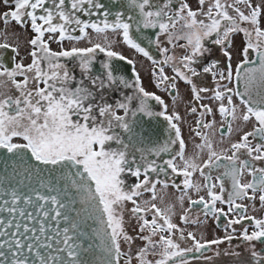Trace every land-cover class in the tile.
<instances>
[{"label":"snow or ice","instance_id":"snow-or-ice-1","mask_svg":"<svg viewBox=\"0 0 264 264\" xmlns=\"http://www.w3.org/2000/svg\"><path fill=\"white\" fill-rule=\"evenodd\" d=\"M9 10L0 13V22L8 24L9 21L28 26L34 32V38L29 43L32 46L30 56L31 63L25 65L17 62L9 68L0 61V149L12 153L20 162H24L26 156L34 159L39 164L52 166L47 171L49 179L47 183L40 182V186L47 188L49 193L43 194L35 189L31 193L21 192L6 182V178L0 179V213L6 212L8 218H0V264H90L85 259L90 249H85L77 243L78 224L70 219L66 211L68 207L61 198L62 189L56 188L60 180H68L70 187L77 188L86 193L85 200L95 201L102 206L99 211L106 215V229L96 235L101 237L105 259L102 264H120L125 255L121 250V240L129 245L133 237L128 235L124 228L125 203L131 202L133 207L129 210L140 224V232L148 231V235L139 238L146 245L138 250V264H190L188 254L200 253L212 245H219L234 238L228 234L222 239L205 241L197 239L196 235L188 232L185 236L183 230L172 220V207L161 209L155 203L145 201L141 206L137 197L142 192L153 193L152 200H156V185L158 183L167 187V181H161L150 173H164L171 169L184 177L183 194L179 197L181 205L185 198L189 201V208L184 210L181 219L185 223L190 221L188 212L192 208L200 206L204 216H213L219 220L221 216L228 217L236 213V218L228 219L225 231L232 229L233 225L241 224L244 220L254 221L251 232L247 227L242 229V239L250 244L254 241L264 243V218L248 216L247 206L237 203L238 200L255 199V193L259 192V201L264 207V168L256 169L250 161H264V27L261 19L264 17V2L254 3L253 0H233L231 4L227 0H198L199 8H193L187 0H180L176 8H173V0H161L159 4L153 0H129L130 7L135 11L134 16H125V13L117 11L113 22H109V11L101 10L105 5L99 0H0ZM206 3L208 6L205 8ZM243 6V7H241ZM230 11L235 15L230 14ZM77 13L86 16L101 15L100 23L86 21ZM199 16L205 19H198ZM60 21L55 22L54 21ZM183 20L184 27L188 29L179 39L186 40V54L179 58L168 56L169 49L163 47L160 50L165 54L163 61L153 60L144 47H141L130 35V30L135 25L136 30L143 28H158L161 34L168 35V43L177 39L170 28H175V21ZM207 21V22H206ZM246 24L248 26H242ZM75 25V28L69 26ZM79 30L82 35H72ZM88 29L96 33H104L106 30L121 31L124 41L136 51L153 60V64L161 65L172 63L176 76L169 77L164 74V68L159 67L157 87L162 85L165 91L168 88L176 89V78L183 80L190 86L194 101L198 102L205 97L203 93L209 92L208 88L197 87L193 78L202 74H211L216 80L217 87L213 90L214 99L219 101L218 111L225 120H242L244 123L253 122L251 131L244 132L238 141L230 144L225 151L218 152L207 135L196 131L201 136L203 143L197 144L198 153L192 157L185 156V143L182 138L178 123L179 114L168 113V105L155 93L148 92L142 86L137 74L133 83H129L123 77L119 82L125 87L135 86L134 96H125L123 102L108 103L103 96V91L117 83L113 75L110 62L104 63L106 70L103 76H88V82L79 80L78 86H70L76 81L67 64L61 63V58H79V66L82 74L91 73L94 53L99 50L106 53L107 57L126 59L116 51L107 49L97 43L92 47H72L67 50L53 51L49 41L56 40L63 43L64 40H80L89 36ZM243 33L245 44L239 51L241 61L232 67L234 56L233 36ZM48 34V39H45ZM58 34V40H57ZM206 42L218 46L224 58V66L220 60H212L202 63L206 54H211V49ZM156 43L159 44L157 37ZM175 46V45H174ZM0 49H18L4 42L0 43ZM255 53L259 63L255 67H246L256 64L251 58ZM129 64L133 61L129 60ZM46 65V67H45ZM197 66L200 70L198 71ZM21 77L22 79H17ZM243 79L244 92L227 87L223 81L232 82ZM5 82H11L18 95L13 96L2 91ZM43 85V87H41ZM253 94L258 97L254 100ZM233 95L240 98L243 109L238 115V108L233 102ZM133 99L139 100V107L132 112L144 113L148 117L163 116L174 133V139L169 143L178 144L179 149L173 157L164 161L165 166L157 165L155 161H146L143 154L139 160L135 155L127 151L128 145L120 134L114 131L121 128L131 133L132 128L125 119L129 114V104ZM156 101L163 106V111L154 112L149 101ZM226 101V103H225ZM204 108L200 113L201 119L197 120V127L211 128L213 123H204L203 117L211 114L213 109L208 105H199ZM123 109L124 115H118L117 110ZM192 113L197 112V107L191 108ZM231 123L227 125V133L232 132ZM225 132L221 131V137ZM14 138H20L23 143L14 142ZM252 138V139H250ZM255 141V143L253 142ZM120 145V148L112 147V143ZM207 150V159L197 163L199 154ZM169 151L167 145L155 150ZM226 153H231L226 154ZM241 156H246L242 159ZM179 157L182 165L175 163ZM221 160L229 161L228 165H222ZM223 167L224 172L216 176L219 181L220 192L217 193V183L213 181L211 169ZM75 169V172L72 171ZM205 169L210 171L205 172ZM248 169L254 175L251 183H241L240 177L244 170ZM28 171V169H25ZM39 172L40 169L36 168ZM60 172V176L55 175ZM195 172L204 178V182L194 183L191 179ZM259 173L256 176V173ZM14 174L15 173L14 170ZM130 174L138 182L126 184L124 175ZM143 177V179H140ZM231 179V191L225 198L224 178ZM180 189V185H175ZM206 189L207 199L204 195H198V199H192L187 190L199 194ZM249 189L253 195H249ZM7 197H10L7 198ZM217 202L227 205L224 208L217 207ZM31 209V210H29ZM151 212L152 218L146 219V213ZM61 220L69 226L61 227ZM50 221L52 223H50ZM31 222V224H29ZM110 229V231H108ZM179 231V235L176 233ZM82 235V233H80ZM158 237V239H153ZM191 240L190 247H182L181 242ZM55 245V247H54ZM219 253H217L218 255ZM159 257L149 260L147 257ZM238 255V254H236ZM251 256L256 258V264H264V256L255 250L252 244ZM211 259V257H204ZM125 264H132L129 258Z\"/></svg>","mask_w":264,"mask_h":264},{"label":"flooded vegetation","instance_id":"flooded-vegetation-1","mask_svg":"<svg viewBox=\"0 0 264 264\" xmlns=\"http://www.w3.org/2000/svg\"><path fill=\"white\" fill-rule=\"evenodd\" d=\"M103 1L99 0L100 3L103 4ZM110 1H120V0H110ZM128 1L129 0H121ZM11 2V0H10ZM69 0H66V4H68ZM154 3L159 4L161 0H153ZM180 0H173V8H176ZM223 2V0H222ZM233 0H227V3L231 4ZM254 3H262L264 0H253ZM187 3L193 8V10H197L199 8L198 0H187ZM208 3H211V0H208ZM206 3L205 8L208 6ZM243 7V6H241ZM9 10V6L0 3V13ZM230 14L235 15V13L230 11ZM81 19L86 20L88 17L82 13H77ZM135 15V11L132 9V15ZM198 19H205L203 16H199ZM60 22V21H54ZM207 22V21H206ZM175 28H170V31L175 34L177 39L173 40V43H168V35L161 34L158 28H143L141 27L139 31L136 30L135 25L130 30L131 37L144 47L146 51L152 56L153 60L158 62L163 61L165 59V54L160 50L163 47H167L169 52L168 56H175L177 58L176 64L179 65V58L186 54V49L181 47V45L186 44V40L179 39L185 32L188 31L184 27L183 20L175 21ZM242 26H248L243 24ZM261 26L264 27V17L261 19ZM0 27L5 30L7 27L11 29L9 33L5 35L0 40V43L7 42L13 45L14 48L18 49L17 52H14L12 49H0V61H2L5 66L12 68L15 66L17 62H23L25 65L30 64L32 57L30 56V52L32 51V46L29 41L34 38V32L30 27V22L28 26L22 27L20 24L9 21L8 24H4L0 22ZM70 28H75V25L69 26ZM24 33V36L19 43L15 41V36L20 32ZM19 32V33H18ZM89 36L80 40H64L63 43H59L56 40L49 41L50 48L53 51H61L67 50L72 47L77 48H87L92 47L93 45L99 43L101 46L110 49L112 51L118 52L120 55L124 56L126 59L120 60L118 57L109 58L106 53L100 52L97 50L93 55L95 59L92 64L91 73L82 74V70L79 66V58H61V63L67 64L68 68L71 70L72 74L76 77V81L72 82L70 86L75 87L78 86L79 80H85V83L88 82V76H103L106 70L103 67L104 63L110 62L113 69V75L117 78V83L110 87H107L103 91L104 99L108 103H117L123 102L125 96H134L136 94L135 86L128 88L119 82V78L123 77L129 83H133L136 79L137 74L140 77V81L142 86L146 91L155 93L159 95L165 103L168 105V113L171 114L173 112L179 114L181 117L180 121H173L174 123H178V126L181 129L182 138L185 143V156L192 157L194 154L198 153L199 150L196 148L197 144L203 143L201 136L196 135V131L199 130L202 134L207 135L209 140H211L215 146V149L218 152L222 150H227L230 147V144L239 140L240 136L246 132L251 131L253 128V122L244 123L242 120L231 121L229 117L228 120H225L218 111L219 101L214 99L213 90L217 87L216 80L213 79L211 74H202L201 76L193 78V82L197 85V87L208 88L209 92L203 93L202 95L205 97L204 99L196 102L193 99V95L191 92V88L187 85L183 80L176 78V89L168 88L165 91V87L162 85L161 87H157V76L159 75V67L162 66L164 68V74L169 77L176 76V73L173 71L172 63L168 64H153V60H149L148 57L144 56L142 53L133 49L130 45H128L124 39L121 31H112L111 29L106 30L104 33H96L93 29H88ZM72 35H82V33L77 31L72 32ZM159 38L160 43L157 44L156 40ZM45 39H48V34H46ZM233 46H234V56L232 61V67L235 69L236 65L241 61L242 57L239 55V51L245 44V39L243 33H239L233 36ZM58 40V34H57ZM175 45V46H174ZM206 46L211 49V54H206L202 60V63H209L212 60H220L221 67L224 66V58L222 52L220 51L218 46L212 45L210 42H206ZM27 48V55L21 56L20 48ZM251 58L259 63L255 53H252ZM133 61L132 64H129L128 61ZM250 65V64H249ZM247 65L246 67H249ZM46 67V65H45ZM198 71L200 70L199 66H197ZM17 79H22L21 77H17ZM0 80H5L6 78L0 77ZM240 81V80H239ZM239 81L237 82L235 77L232 82L223 81V84H226L227 87L233 88L234 90L238 89L241 93L244 91L241 89ZM43 87V85H41ZM2 91L6 94H11L13 96L18 95V90L15 89V86L11 82H5L2 86ZM233 102L238 108V115L240 110L243 109V105L240 104V98L236 95H233ZM226 103V101H225ZM149 104L154 112L163 111V106L159 105L156 101L150 100ZM199 105H208L213 109L211 114H206L203 117L204 123H213L211 128H199L197 127V120L201 119L200 113L204 112V108ZM193 106L197 107V112L192 113L191 108ZM139 107V100L133 99L129 104V114L125 117V119L129 122L132 132H125L121 128H115L114 131L121 135L124 139V142L128 145L127 151L130 155H135L139 160L141 154L145 157L146 161H155L157 165L165 166L164 161H167L175 155L178 151V144L169 143L170 139H174V133L170 129L168 122L164 119L163 116H152L148 117L144 113L136 112V115L133 116L132 112L135 111ZM189 107V109H187ZM118 115H124L123 109L117 110ZM231 123L232 132L227 133V125ZM225 132V135L221 137V131ZM252 139V138H250ZM14 142L23 143L20 138H14ZM255 143V141H253ZM167 145L169 151H160L158 154L155 150L163 148ZM112 147L120 148V145L112 143ZM231 154V153H226ZM242 159H246V156H241ZM207 159V150L199 154V158L197 159V163H201ZM175 163L177 165H182L183 161L176 158ZM220 163L222 165H228L229 161L221 160ZM250 163L256 168H264V161H250ZM224 168H213L211 169V173L213 176V181L217 183V188L215 191L217 193L220 192L219 181L215 179L216 176L221 175L224 172ZM210 171L209 169H205V172ZM151 176L157 177L161 181H167L168 186L164 187L162 184L158 183L156 185V200H152L153 193L144 191L142 195L137 197V202L141 204V206H145L144 202L149 201L150 203L157 204L161 209L167 210L169 207H172V212L169 213L172 215V220L175 224L178 225V229L183 230L185 236H187L188 232H192L196 235L197 239L203 238V240H213V239H224L226 235L232 234L234 236L231 242L225 240L224 243L219 245H212L209 249L204 251L203 257L200 253H195V258H193V254H188V259L190 264H256V258L251 256L252 244L255 245V250L259 252L262 256H264V243L259 241H254L251 244L247 241H244L242 237V229L247 227L249 232L253 230L254 221L244 220L241 224L233 225L236 229L235 233H232V229L228 228L227 232L225 231V225L228 219L236 218V213H231L228 217L221 216L219 220L215 219L213 216L209 215L207 217L204 216L201 211V207L197 206L192 208L191 211L188 212V216L190 221H198L196 223H185L181 217L184 214V210L189 208V201L187 197L184 200L183 205L179 203V197L183 194V180L184 177L178 175L176 173H172L171 169L167 170V175L164 173H150ZM259 173H256L258 176ZM124 179L126 184L131 185L135 182H138L137 179L130 174H125ZM140 179H143L141 177ZM194 183H203L204 178L199 174V172H195L191 177ZM241 183H251L254 180V175L250 173L248 169H245L243 174L240 177ZM180 185V189H177L175 185ZM224 187L226 192L224 193L225 198L227 197V192L231 191V179L228 177L224 178ZM188 194L192 197V199H198V195H204L207 199L206 189H202V191L197 194L192 190H187ZM249 195H253L252 190L249 189ZM260 193H255V199H243L238 200L237 203H242L247 206L248 216H254L256 218H264V207L261 206V202L259 201ZM126 204V203H125ZM129 210L133 207L132 203L129 201ZM217 207L224 208L227 211V205L221 204L217 202ZM130 213V212H129ZM145 215L146 219L152 218V213L148 212ZM124 225H132L133 221H137L134 216L128 215V213L124 212ZM136 224V223H135ZM137 226H140L138 223ZM129 228V227H127ZM125 228V230H127ZM136 229V228H133ZM130 229L133 237L136 236L135 231ZM144 235H148V231L145 230ZM176 235H179V231H177ZM153 239H158V237H154ZM192 244L191 240L182 241V247H190ZM146 245V242L144 246ZM143 246V247H144ZM142 246H139L141 248ZM237 248V249H236ZM236 251H233L235 250ZM121 250L125 253V255L121 258L120 264H125V262L131 258L132 264H138L137 260V248L133 249L131 252L126 251L123 248V243L121 240ZM213 252L219 253L217 256L213 258ZM238 254V255H236ZM204 257H211V259H205ZM149 260L158 259L159 257H153L149 255L147 257Z\"/></svg>","mask_w":264,"mask_h":264},{"label":"water","instance_id":"water-1","mask_svg":"<svg viewBox=\"0 0 264 264\" xmlns=\"http://www.w3.org/2000/svg\"><path fill=\"white\" fill-rule=\"evenodd\" d=\"M105 8L101 10L109 11L110 15L108 17L109 22H113L115 18V13L117 11L125 13V16L132 15V8L128 1H103ZM86 21L100 23L103 20L101 15H92L85 18ZM256 64H250L249 67H255ZM241 89L244 91V81L241 79L239 81ZM254 100H258V97L253 94ZM52 166H46L39 164L34 159H30L26 156L24 162H20L12 153H8L5 149H0V179L6 178V182L11 184L12 187L18 188L21 192L31 193L33 189L43 193V194H55L49 193L47 188L41 187L40 182L44 181L47 183L49 179L48 169ZM36 168L40 171L37 172ZM28 169V171H25ZM15 173L18 174H14ZM75 172V169H72ZM60 172H56L57 177L60 176ZM56 188L58 190L62 189L61 198L63 202L68 205V207L62 211H66L69 214L70 219L78 224V239L77 243L83 245L85 249H90L87 253L85 259L90 261V264H102L105 259V253L102 248L101 237L97 236V231L103 233L106 229V224L102 223V220H106V215H102L99 211V206L95 201L85 200L87 194L79 191L77 188L70 187L68 180H60L56 183ZM10 199V197H7ZM31 210V209H29ZM0 218H8L6 212L0 213ZM50 223H52L50 221ZM31 224V222H29ZM61 227L69 226L67 222L61 220ZM110 231V229L108 230ZM82 233V235H80ZM4 238H0V242ZM55 247V245H54Z\"/></svg>","mask_w":264,"mask_h":264},{"label":"rangeland","instance_id":"rangeland-1","mask_svg":"<svg viewBox=\"0 0 264 264\" xmlns=\"http://www.w3.org/2000/svg\"><path fill=\"white\" fill-rule=\"evenodd\" d=\"M10 31H11V29H8L7 27L5 28V30H3V29L0 27V40H1L3 37H5V35H6L7 33H9ZM19 32H20V31H19ZM19 32H18V33H19ZM23 34H24V33L20 32L18 35L15 36V41H17V43L20 44L22 38L24 37V36H22ZM20 54H21V56H26V55H27V48H23V47H21V48H20ZM187 109H189V107H187ZM178 204H180V201H179ZM129 206H130V205H129V202H126L124 212L128 213V215H129L130 218H131L132 215L129 213ZM135 223H136V224H135ZM137 224H138L137 221H133V224H132L131 226H130V225H124V228L129 227V228H127V230H125V231L127 232L128 235H130V236H132V237H133V234H132V232H131L130 229L136 228V229H133V231H135V233H136V236L133 237L134 239H133V242H132L131 245H129L128 243H126V242H124V241L122 240L123 248H124L126 251L131 252V251H132L133 249H135V248H137V251H138V250L140 249L139 246H142V247H143L144 244H145V241L139 238L141 235H144V233H141V232H140V226H137ZM142 247H141V248H142ZM236 249H237V248H236ZM236 249L233 250V251H236ZM215 256H217V253L213 252V258H214ZM132 263H133V262H132ZM203 264H204V263H203Z\"/></svg>","mask_w":264,"mask_h":264}]
</instances>
